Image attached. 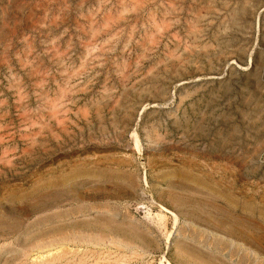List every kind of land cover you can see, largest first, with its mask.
Wrapping results in <instances>:
<instances>
[{
  "label": "rangeland",
  "instance_id": "rangeland-1",
  "mask_svg": "<svg viewBox=\"0 0 264 264\" xmlns=\"http://www.w3.org/2000/svg\"><path fill=\"white\" fill-rule=\"evenodd\" d=\"M163 257L264 264V0H0V264Z\"/></svg>",
  "mask_w": 264,
  "mask_h": 264
},
{
  "label": "bare ground",
  "instance_id": "bare-ground-1",
  "mask_svg": "<svg viewBox=\"0 0 264 264\" xmlns=\"http://www.w3.org/2000/svg\"><path fill=\"white\" fill-rule=\"evenodd\" d=\"M134 141H135V145H137V141H136V138H134ZM78 228V227H77ZM77 236V235H76ZM80 238V237H79ZM169 238V237H168ZM81 239V238H80ZM169 240V239H168ZM79 241V240H78ZM44 243H46V242H44ZM99 244V243H98ZM61 245V244H60ZM84 252V251H83ZM80 253V252H79ZM52 255V254H51ZM46 257V256H45ZM48 259H49V257H48ZM128 259V258H127ZM159 264H169L168 263V261L166 260V258L165 257H163L162 259H161V261H160V263Z\"/></svg>",
  "mask_w": 264,
  "mask_h": 264
}]
</instances>
